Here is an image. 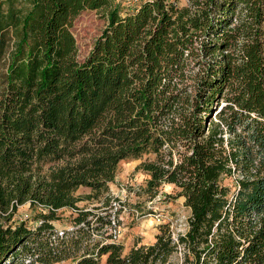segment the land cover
<instances>
[{"label":"trees","instance_id":"16d2710c","mask_svg":"<svg viewBox=\"0 0 264 264\" xmlns=\"http://www.w3.org/2000/svg\"><path fill=\"white\" fill-rule=\"evenodd\" d=\"M85 9L106 24L77 57ZM196 68V69H195ZM144 193L171 183L189 208L127 252L95 231L118 163L142 158ZM234 189L222 183L235 175ZM40 206L34 228L17 206ZM73 208L57 231L56 211ZM99 211H94L98 210ZM103 212V213H102ZM264 264V0H0V264ZM105 256L104 261L101 258Z\"/></svg>","mask_w":264,"mask_h":264},{"label":"rangeland","instance_id":"374dc122","mask_svg":"<svg viewBox=\"0 0 264 264\" xmlns=\"http://www.w3.org/2000/svg\"><path fill=\"white\" fill-rule=\"evenodd\" d=\"M179 6L188 4L189 0H173ZM139 0H112L114 6H118L121 13L132 11ZM106 14L101 9H85L72 21L70 30L77 45V57L82 59L92 47L96 37L106 24ZM196 69V68H195ZM142 158H128L118 163L113 182L109 183L106 192L95 197H87L89 188L80 187L75 194L82 198L77 202L79 208L104 207L106 198H109L108 211L115 213L119 235L114 240L122 246L123 252H127L133 245L150 244L155 240L161 224H167L173 239L186 231L190 210L183 203V196L177 194L178 189L171 183H163L154 197L144 193L148 173L138 168ZM235 175L224 176L222 183L234 189ZM94 210V211H99ZM45 210L40 206H32L25 202L17 206L11 220L12 225L23 222L26 226L34 228L39 222V213ZM103 213V212H102ZM76 212L73 208L64 207L56 211V218L51 221L57 231L70 229L72 219ZM158 217V218H157ZM112 230L108 226L95 231L97 238L109 236ZM109 240V238H106ZM105 256L101 258L104 261ZM183 251L177 250L170 259V264H182ZM20 264V263H18ZM55 264H76L69 258ZM101 264V263H100Z\"/></svg>","mask_w":264,"mask_h":264},{"label":"built area","instance_id":"2783aa9c","mask_svg":"<svg viewBox=\"0 0 264 264\" xmlns=\"http://www.w3.org/2000/svg\"><path fill=\"white\" fill-rule=\"evenodd\" d=\"M117 221H118V218L116 219L115 213L112 214L110 216V223L108 225L109 229L113 231L111 234V236H112L111 240H115L119 235V229H116L117 228V225H116Z\"/></svg>","mask_w":264,"mask_h":264}]
</instances>
